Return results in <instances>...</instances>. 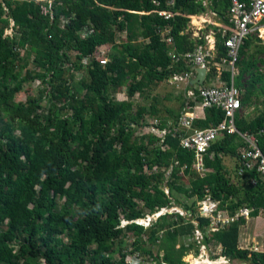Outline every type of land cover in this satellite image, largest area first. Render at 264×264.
Wrapping results in <instances>:
<instances>
[{"label":"trees","instance_id":"16d2710c","mask_svg":"<svg viewBox=\"0 0 264 264\" xmlns=\"http://www.w3.org/2000/svg\"><path fill=\"white\" fill-rule=\"evenodd\" d=\"M156 1L159 6L153 0L45 4L0 0V264H128L122 249L125 233L135 237L134 252L153 255L144 241L150 237L149 243L164 245L160 264H187L184 249L177 250L175 243L204 229V244L216 250L221 247V257L250 254L251 264H264V252L239 248L240 228L247 221L236 220L237 212L248 207L255 209L251 217L259 218L264 188H252L246 177L238 176L245 187L231 182L222 157L237 158L238 137H227L211 147L204 159L205 173L193 170L195 153L182 149L179 138L169 136L162 146L153 136L133 140V129L141 126L145 116L157 115L155 108L135 112L134 97L152 81L161 83L177 72L190 71L184 63L169 68V47L161 41L160 31L171 27L178 53L204 43L186 32L189 17L205 12L200 2L178 0L174 8H168L167 0ZM229 6L230 0H214L213 10L226 23ZM156 9L180 14L170 19L157 13L140 14ZM8 30L15 35L7 36ZM119 31L127 32L126 44H117ZM253 37L246 40L238 62L236 85L244 106L255 96H264V59L259 58L264 45L248 52ZM222 41L219 35L220 55L225 54ZM110 44L114 45L110 62L101 66L92 57ZM31 59L33 70L28 69ZM77 74L82 77L75 82ZM230 76L229 72L223 75L227 80ZM37 81L43 86L38 94L27 96L25 102L15 101L24 85ZM123 89L130 101L117 100L116 94ZM171 116L176 125L180 115ZM224 116L220 109L206 110L205 119L194 126L207 129L220 124ZM237 127L257 133L264 129V112L250 120L244 115ZM260 147L264 152V135ZM183 178L189 189L179 184ZM166 183L168 196L162 189ZM242 191L246 197L240 199ZM175 193L196 198L195 205L210 197L219 204L218 210L230 212V224L207 236L212 220L196 206L186 207L193 220L175 214L178 221L166 226V214L149 228L139 224L171 208ZM123 221L128 224L122 228ZM170 226L173 229L167 232Z\"/></svg>","mask_w":264,"mask_h":264},{"label":"built area","instance_id":"2783aa9c","mask_svg":"<svg viewBox=\"0 0 264 264\" xmlns=\"http://www.w3.org/2000/svg\"><path fill=\"white\" fill-rule=\"evenodd\" d=\"M178 0H167L168 8H174ZM205 8V12L200 15L205 22L198 26L191 16L188 24L189 31L193 32V38L204 40V43L197 44L193 51L185 54H177L174 50L170 52L173 64L184 63L187 66L198 67L207 70L205 82L198 85L197 93L192 92L189 98L195 105L187 104L186 112L181 116L179 122L171 129L159 131V122L156 121L148 128L147 133L153 134L160 139L159 145L165 144L167 136L179 138L182 149L195 153L196 171L200 173L207 172L204 169V159L209 153L211 147L227 137H238L241 147L238 150L236 158L238 163L237 175L246 177L252 188H264V152L260 147V139L264 135V129L255 134L250 132H241L238 130L237 121L244 117L245 106L242 103L241 90L236 85L238 75V62L240 60L241 49L246 40L254 34L264 30V0H230V6L227 12L228 23H215L212 19H206L210 15L219 17L213 10L214 0H196ZM155 6L160 3L153 0ZM151 13H157L165 19H170L179 12H173L171 9L153 10ZM215 24L217 28H212L205 32L207 25ZM197 26L198 29L195 28ZM162 41L174 46V37L170 29L165 28L160 31ZM223 38L225 54L220 55L218 51V36ZM262 35V34H261ZM258 34V36H261ZM106 65L107 60L100 61ZM225 72L231 74L230 80L224 79ZM191 74V73H190ZM189 73H182L180 78L175 80H187ZM213 108L222 110L224 120L218 125H212L205 130H194L193 124L197 119H205V111ZM165 149V147H164ZM201 215L212 220L211 227L216 223L219 226L222 222L223 213L218 211L219 204L212 201L209 197L201 203ZM255 209L244 207L236 216V220L251 218ZM215 212L217 214L215 215ZM264 210H261L263 215ZM222 218V219H220ZM230 220L227 223L230 224ZM218 231V230H217Z\"/></svg>","mask_w":264,"mask_h":264},{"label":"rangeland","instance_id":"374dc122","mask_svg":"<svg viewBox=\"0 0 264 264\" xmlns=\"http://www.w3.org/2000/svg\"><path fill=\"white\" fill-rule=\"evenodd\" d=\"M37 2H40L41 4H45L48 1L52 0H36ZM140 14H146V12H141ZM195 19V18H194ZM206 19H213L214 21H218V18H212V15H210ZM13 23H10V27L13 28ZM213 28L212 25H209L206 27L205 32H209ZM7 36H14L13 30H8L5 33ZM261 35L259 36H254L251 38L252 40V45L248 49V52L252 53L254 51H257L260 47L264 45V33L259 32ZM122 36H127L125 32L119 33L118 34V39L121 40L120 43L125 42V38ZM260 40V41H259ZM147 42V41H146ZM138 43H142L141 41H138ZM141 44V45H142ZM112 49V46L109 48V51ZM24 53L21 54L23 56ZM259 58L264 59V55H261ZM29 70H33V63L32 59L29 60V65H28ZM261 69L263 70V66H261ZM76 81L78 82L81 80L82 75L77 74L76 76ZM249 80V79H248ZM245 82V79H244ZM186 86L182 83H175L171 82V80L164 81V82H156L152 81L151 85L149 88H147L142 94H137L134 99L132 100L135 105V112L140 109L141 107L147 108L149 111H152V108H155L157 111L156 117H153L151 115L145 116L144 121L147 119V123L149 121L154 120L155 118L157 119H162L163 122L165 123H170L173 121L171 113L174 114H179L181 115L182 112H184V107L183 105L192 102V98H188L187 90H185ZM257 88H259V85H257ZM43 89L42 84H40L39 81L34 82L32 84H26L23 87V92L20 94H17L15 96V101L16 102H25L27 96H35L38 94L39 90ZM124 96L121 97H116L118 101H130L129 95L127 93V89H123L121 91ZM44 105H47L44 102ZM264 112V96L258 97L255 96L252 99L251 104L245 105V116L249 120L252 118H255L259 114ZM134 131V139L133 140H141L144 138L143 131L141 130V127H138L136 129H133ZM147 136V135H145ZM148 141V140H146ZM222 161L225 163V167L228 170L229 177L231 182L236 185V187H245L244 183L241 181V179H238L237 175V168H238V163L237 160L234 159V157L227 156V157H222ZM195 165H196V159H195ZM193 167V170L195 169V166ZM149 173V172H148ZM167 184V183H166ZM179 184L183 185L185 189H189L190 185L187 181L186 178H183L182 181L179 182ZM162 189L166 193V195H170L171 191L170 188L167 185H163ZM243 194H241V198H245L246 196L244 195V191H242ZM196 198H191L189 199L185 195H181L179 193L174 194V199H173V204L171 205L172 207L169 209H164L163 210V215L167 214V221H166V226L171 225L172 223L178 221V219L175 218V214L182 215L186 221L188 220H193L195 216H193L192 212L186 211L187 208H192L194 206L199 207L201 205L200 203H197L195 205ZM64 202L60 201V205H62ZM139 206L142 208L143 204L138 202ZM194 207V209L196 208ZM145 211V213H148L145 209H142ZM162 211V210H161ZM240 211L237 212V215L239 214ZM198 212H196L197 214ZM162 216V215H161ZM228 217H232L230 215V212H223V219L221 224L219 226H216V223H218L217 219H215L216 223H214L213 227H208L206 235L207 236H212L214 232L217 231V228H227V220H230ZM157 216H149L147 219L144 221H140L139 223L143 225L146 228H149L155 224V221L157 220ZM247 225L244 227L240 228V243H239V248L244 251H259V252H264V248L261 247H254L253 246V241L255 239H264V213L263 215H260L258 219H249L246 220ZM128 223L123 221L122 222V228L126 226ZM173 228L170 226L166 231L169 232ZM205 232V229H204ZM204 232H195L194 236H186V237H179L175 243L177 250L184 249L185 255L183 256V260L187 264H251V255L249 254L246 257H239V256H234V257H224L220 254H222V248L220 247L218 250L214 249L212 245H205L203 242V237H204ZM159 235L161 237H164V232H160ZM254 237V239L250 238L251 236ZM150 237H145L144 241L147 242L146 248L149 251L153 252V255L143 253L142 251H133V243L135 241V237L131 234H124L122 237L123 240V245L122 249L123 252H126V261L128 264H160L162 263V257L164 256V251H162L163 246L162 242L157 243L156 245H153L149 243L148 239ZM248 239H250L248 241ZM264 246V243H262ZM159 255L158 258L155 256ZM145 257L146 261L142 258ZM218 256V257H217ZM160 258V259H159ZM116 259L120 260L121 255L120 252L116 254Z\"/></svg>","mask_w":264,"mask_h":264},{"label":"clouds","instance_id":"9594fccd","mask_svg":"<svg viewBox=\"0 0 264 264\" xmlns=\"http://www.w3.org/2000/svg\"><path fill=\"white\" fill-rule=\"evenodd\" d=\"M36 1V0H35ZM37 2V1H36ZM50 2H52V1H50ZM152 12V11H151ZM151 12H146V14H152ZM45 13V12H44ZM141 13V12H140ZM218 15V14H217ZM213 17V16H212ZM214 18V17H213ZM216 18H218V21H215V23H219V22H221L219 19H220V17H216ZM213 20V19H212ZM214 22V21H213ZM190 23V22H189ZM208 26V25H207ZM212 26H213V28H217V26H215V24H212ZM165 28H168V29H170V33H171V27H164L163 29H165ZM123 32H125L126 34H127V32L126 31H119L118 33H117V41H119V39H118V34L119 33H123ZM186 32H191V31H189V30H187ZM172 34V33H171ZM173 36V35H172ZM160 37H161V35H160ZM191 38L193 39V40H195V41H197V40H201V39H198V38H193V32H191ZM161 40H162V37H161ZM139 41H141V42H144V39H142V38H139ZM164 42V41H163ZM127 43V36H126V39H125V42L124 43H118L117 42V44H120V45H122V44H126ZM164 43H166V42H164ZM198 44V43H197ZM201 44V43H200ZM166 45L169 47V52H168V56H169V58H170V61H171V57H170V52L171 51H175L177 54H185V53H187V52H190V51H187V52H183V53H178L177 52V49H176V45H175V40H174V46H171V45H169V44H167L166 43ZM113 47L114 45L113 44H110V45H106V46H103V47H101V48H99L97 51H96V53L93 55V60H96L97 62H99L100 64H101V60H107V63H106V65H102L101 64V66H107L108 64H109V62H110V59H109V55H110V52H111V50L109 51V48L110 47ZM84 64H87V61H84ZM178 64H173L172 63V61H171V65H170V67L169 68H172V67H174V66H177ZM185 65V64H184ZM186 67H189L190 68V71H188V70H185V71H180V72H177V74H174L173 76H171V82H175V83H182V84H184V86H186V88H185V90H187V93H186V95L188 94H190V93H192V92H194L195 93V90L197 91V87H198V85H201V84H198V83H193V85H192V82L193 81H196L197 80V78H198V74H197V72H196V68H198V67H192V66H187V65H185ZM202 69V68H201ZM207 71V70H206ZM238 71H239V68H238ZM182 73H191L189 76H188V78H187V80H175V77H177L178 79L180 78V75H182ZM238 74H239V72H238ZM206 76H207V74H206ZM238 76V75H237ZM237 78V77H236ZM188 98H189V96H188ZM119 102H121V101H119ZM123 102V101H122ZM186 107H187V105L184 107V112H182V114L180 115V118H181V116L187 111L186 110ZM162 120V119H161ZM161 120L160 119H157V118H155L154 120H152V121H149L148 123H147V119L144 121V122H142V124H141V130L143 131V134H145V135H147V136H153V137H156L155 135H153V134H149V133H147V131H148V128L150 127V125H152L154 122H156V121H158L159 122V127H158V129H159V131H165V130H168V129H171L173 126H174V124H172L171 122L167 125L168 127H166V128H164V129H162L161 128V126H162V124L163 123H165V122H163V123H161ZM180 120V119H179ZM201 120H203V119H197L195 122H194V124H193V129L194 130H202V129H196L195 128V123L196 122H198V121H201ZM138 128V127H137ZM210 128V127H209ZM208 129V128H207ZM203 130H205V129H203ZM239 130V129H238ZM145 135H144V137H145ZM170 136V135H169ZM169 136H167L166 137V139L169 137ZM172 137V136H171ZM157 139H158V145H159V142H160V139L158 138V137H156ZM173 138V137H172ZM165 142H166V140H165ZM235 159V158H234ZM208 198V197H207ZM207 198L204 200V201H206L207 200ZM210 198V197H209ZM211 199V198H210ZM212 200V199H211ZM203 202V201H202ZM201 202V203H202ZM216 203V202H215ZM201 205H199V207H200ZM218 211H220V210H218ZM216 213L217 212H215V215H216ZM164 216L163 215V210L161 211V212H159V213H157L155 216H157V218L159 219L160 217H162V216ZM166 215V214H165ZM250 219H253L252 217L250 218ZM249 220V219H248ZM140 224V223H139Z\"/></svg>","mask_w":264,"mask_h":264},{"label":"crops","instance_id":"0c3cea01","mask_svg":"<svg viewBox=\"0 0 264 264\" xmlns=\"http://www.w3.org/2000/svg\"><path fill=\"white\" fill-rule=\"evenodd\" d=\"M217 14V13H216ZM192 18H195L194 19V22L196 23V24H198V26H202V24H201V22H205L204 21V19L203 18H201L200 16H195V17H193V16H191ZM220 17V16H219ZM213 18V17H212ZM216 18V17H215ZM197 19V20H196ZM220 19L222 20V22H224V23H226L225 21H224V19L222 18V17H220ZM214 21V20H213ZM215 22V21H214ZM261 24H263L262 26H264V20H263V22L261 23ZM195 28L196 29H198L197 28V26H195ZM262 28H264V27H262ZM261 33H264V30H262V32ZM259 34V33H258ZM258 34L256 33V34H254V35H252V36H258ZM251 36V37H252ZM123 38H125L126 39V36H122ZM260 37V36H259ZM120 41L121 40H119V41H117L118 43H120ZM162 41V40H161ZM163 42V41H162ZM121 97V96H124V94L121 92V93H118V94H116V97ZM248 120H249V118H248ZM258 219V218H257ZM251 236V235H250ZM250 238H252V239H254V237H250ZM250 239H248V241H249ZM262 243H264V239H261V240H259V239H255L254 241H253V246L254 247H261V248H264V246L262 245Z\"/></svg>","mask_w":264,"mask_h":264},{"label":"water","instance_id":"95a60500","mask_svg":"<svg viewBox=\"0 0 264 264\" xmlns=\"http://www.w3.org/2000/svg\"><path fill=\"white\" fill-rule=\"evenodd\" d=\"M196 72L198 74V78L196 81L192 82V85L195 82L202 85L205 82L207 71L205 69L196 68Z\"/></svg>","mask_w":264,"mask_h":264},{"label":"bare ground","instance_id":"6f19581e","mask_svg":"<svg viewBox=\"0 0 264 264\" xmlns=\"http://www.w3.org/2000/svg\"><path fill=\"white\" fill-rule=\"evenodd\" d=\"M197 20V19H196Z\"/></svg>","mask_w":264,"mask_h":264}]
</instances>
